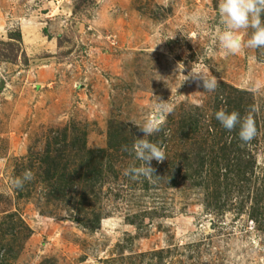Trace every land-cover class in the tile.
<instances>
[{"label":"rangeland","instance_id":"obj_1","mask_svg":"<svg viewBox=\"0 0 264 264\" xmlns=\"http://www.w3.org/2000/svg\"><path fill=\"white\" fill-rule=\"evenodd\" d=\"M219 3L0 0V264H264V48L225 57ZM137 138L167 159L134 180Z\"/></svg>","mask_w":264,"mask_h":264},{"label":"clouds","instance_id":"obj_2","mask_svg":"<svg viewBox=\"0 0 264 264\" xmlns=\"http://www.w3.org/2000/svg\"><path fill=\"white\" fill-rule=\"evenodd\" d=\"M219 15L224 30L218 33L217 39L225 57L240 53L245 48H264V0H220ZM191 19L193 22L199 23L201 18L197 15ZM241 29L252 30L247 41L238 34ZM193 76L198 81H202L204 90L216 91L218 81L215 76H205L202 72H195ZM260 88L261 84L257 82L251 90L259 91ZM173 110V106L170 104L156 103L146 121L142 125H138L143 137H149L163 131L167 115L171 114ZM214 115L226 131L232 132L238 128V136L242 142L249 143L255 138L257 128L252 115L242 118L239 112H229L226 108L217 110ZM127 150V146H125V151ZM132 151L135 157L143 162L139 167L132 166L125 170V175H129L134 180L141 176L152 177L155 169L151 166V162L155 160L157 163H161L167 159L165 150L146 138H137L132 146ZM33 179V173L26 170L22 177L14 178L12 184L14 188L22 189L26 182H31Z\"/></svg>","mask_w":264,"mask_h":264},{"label":"trees","instance_id":"obj_3","mask_svg":"<svg viewBox=\"0 0 264 264\" xmlns=\"http://www.w3.org/2000/svg\"><path fill=\"white\" fill-rule=\"evenodd\" d=\"M88 1H90V0H79V5L78 6H80V5H83V4H85V2H88ZM19 39V38H18ZM236 102H238V99L236 100ZM239 103H242L241 102V99L239 100ZM238 103V104H239ZM241 105V104H240ZM243 106H241V108H242ZM46 173H47V175H49L50 174V171H49V169H47L46 170Z\"/></svg>","mask_w":264,"mask_h":264}]
</instances>
